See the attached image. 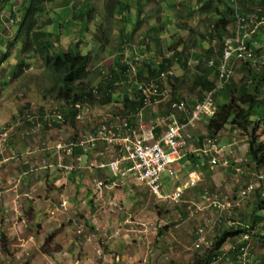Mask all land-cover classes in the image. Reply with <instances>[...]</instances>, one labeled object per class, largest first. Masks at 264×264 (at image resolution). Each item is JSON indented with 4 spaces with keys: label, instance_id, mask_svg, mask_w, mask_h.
Listing matches in <instances>:
<instances>
[{
    "label": "rangeland",
    "instance_id": "374dc122",
    "mask_svg": "<svg viewBox=\"0 0 264 264\" xmlns=\"http://www.w3.org/2000/svg\"><path fill=\"white\" fill-rule=\"evenodd\" d=\"M20 1L21 0H16L12 2L11 6L6 7L0 14V57H2V54L5 52L9 53L6 59L0 62V78L4 76L10 77V80L7 82V84H3L0 87V109H2L4 106L8 107V110L4 109L1 110L2 112H0L1 114L2 113L5 114L0 116L1 119L3 118V116H5L2 122L0 123L1 125L0 126V204L2 202L6 203V209H8V207L12 205L9 211L0 210V221L4 222L5 220L11 218L15 219L14 223L12 224L16 225L17 233H19L20 237L25 236L26 238V236H28L27 238L29 241H31L33 248H31L32 252H28L29 254H26L27 252L23 250L24 254L23 256L21 255L19 259L16 258L15 253L17 251L22 250L21 246L19 250H15L13 253L9 254L8 251V253L6 254L7 256L5 255L4 259L1 260L0 258V264H12V263L56 264L54 262L51 263L48 260H45L43 255L41 256V252L39 251V247L41 245L45 249L48 248L53 249L56 247L58 248V246L64 248L62 242L63 240H65L66 243H70V245L65 244L64 246L67 247V249L71 248V252L73 254V249L76 248V250L78 251L77 246H83L87 237L91 239H95V241L97 242L99 236L97 223L95 224L92 221L88 223L90 218L86 216V213H88L89 210L90 212L92 210V212L94 211L95 213H97L100 207L103 208L102 211L104 213L106 209L104 208L105 206L104 204L110 203L109 200H106V198L110 199V201H117L120 203L122 199L120 198L121 201L115 199L114 192H112L111 190L104 191L103 189H101L100 195L99 192H96L95 194L94 192H90L89 194H87V189H85L84 192L81 191V193L80 191L77 192L71 191L67 193L64 192V190H62L60 191L59 195L51 194L50 196V192L52 188L55 187L59 189L60 187H63L66 184H70L71 179H69L65 184L56 181L51 182V180L48 179L47 181H44V183L41 186L42 188L41 187L39 188V191L41 192H37L36 190L33 191L34 188L32 190V185H31L29 186L30 189L29 191L32 192L31 196H28V194H23L24 196H22L21 194L19 196L18 195L12 196L11 200L9 201V204H7V198L9 197H6V200L3 199L4 197L3 193L5 192L7 187L11 186V183H9L10 180L8 182L7 177L2 176L4 172L1 169L3 168L1 165L4 162L10 161V160L3 161V157L5 156L6 159L7 158L9 159L10 155L22 154L21 148L15 151L9 150L7 146L9 139L8 136L10 135L9 130L13 129V131H15L16 129H19V127L23 128L22 131L24 133H21L20 135L21 138L25 142L31 143L33 145L32 148H35L37 152L43 153L42 154L43 156L46 153V151L42 148V146L46 147L47 136L45 135H47L49 132L47 129H45L46 124H44V127H42L43 123L41 122H40L41 125L39 126L34 125L38 121V116L40 115L38 113L40 111V108L42 107L44 109H48V108L57 107L58 109L61 110L63 109L61 100H57L44 95V91L49 86V82H48V78L46 77L47 74L44 68L42 67V61L40 60V58L34 54H25V55L22 54L20 52L21 39H17L14 46L11 47L8 46V42L12 41L15 37V25H16L17 17L20 15V10H21ZM145 1L147 4H150L152 2V0L149 2L147 0ZM153 2L155 4L161 2L163 6L166 5L167 7L169 6L170 8H165L164 9L166 10L165 14L163 11H161L157 15L150 18L148 24L144 25L146 26L145 28L146 41L155 39V37L158 35L161 43L160 48L162 49H165L164 47L168 43H171V47H173L176 43H178L180 39L182 41V44L183 43L186 44L184 47L186 51L184 50V52H182V50L184 49L183 45L177 44L172 48V50L168 51V53L171 59L174 58V60L175 57L178 58V60H181L184 57L187 58L188 62L184 64L185 68L183 69L185 73H189L187 74L188 79L191 78L192 72L194 73V76L195 74L197 75L199 71L200 74L205 73L209 76V77L193 76V78L195 79H192L190 81V84H188V80L186 77H184V80H181L179 82L180 85H183L182 90H184V93L186 94V98L188 100H190L191 98L193 99L198 95L200 96L201 93L205 92L204 90L213 87L217 83V73L215 72V67L214 69L208 67L204 68V62L203 61L198 62L200 58L199 57L200 48L198 46H201L198 41L200 38L202 39V37H206L207 35L208 37L212 36L213 32L209 33L207 32V30H200L199 28L195 27L194 28L196 31L195 35L191 36L192 33L190 32V29L181 26L179 22L174 21L172 23H168V15L173 14L177 17L178 12L179 13L183 12L182 14L185 13L183 10L179 11L180 8H185L183 4L181 5L180 3L181 0H154ZM191 2H192L191 5H194V7L196 8V10H194L193 12L195 11L198 12L196 13L197 18L201 16L200 13L203 14L205 13L209 15L208 10L200 11L197 9V0H192ZM131 4L132 6L130 5V7L128 8L129 10H126L125 16H127V18H125L124 22H122L119 19H117L115 16L109 15L111 18L107 17V14L104 10V0H58L57 5L55 2H53L52 4L49 3L47 5V8H49L51 15L54 16L55 10L59 11L60 7L62 6L65 7L67 10H64L63 12L60 11V14L63 17V19L65 20L68 19V20L66 22H62V19H59V21L53 20L51 24L46 25L45 27H43V29L46 31H53L56 29V27L58 28V33H59L58 37L60 39L58 46L60 48L67 49L69 47L76 46L74 48L80 51L81 53L83 54L90 53L89 70H90V74L91 73L92 74L90 75L89 80L93 79L94 78L93 76L96 73V71L95 72L92 71L97 70L99 74L101 73V76L96 77L92 84L95 85L94 83L101 78L102 84L106 86V83H108V80H104L106 78V72H102L101 70H99V66L107 58H109L106 52H108L112 48L111 46H113V50L115 51L117 43H120L121 45L124 44V41H118L120 36H118V39L117 37L115 38L116 33L117 32L127 33L128 31H134L141 22L139 18L140 14L137 12V6H136L137 4L135 0H132ZM131 9L132 11H130ZM10 10L14 12V16L16 18H12L10 16V12H9ZM248 11L249 10H247V12ZM160 15L162 16L160 19L162 21V25L160 24V20H157ZM197 18L195 20L193 19L194 20L193 22H196ZM216 19L217 16H214L210 18V22L211 21L215 22ZM189 20L190 21L192 20L191 17H189ZM180 21H186V18H181ZM148 26H150V28L147 29ZM159 26L165 27L167 31L161 30ZM255 38L257 40L259 39V36L257 37L255 36ZM131 43L132 41L128 43V45ZM210 49H211V53L209 51H206V53L203 52V54H205V59L212 58L214 62L215 61L217 62V60L220 59L219 57L220 47H218L217 45L215 46L211 45ZM197 55L199 58H197ZM21 61L23 62L22 71L16 75L17 73L16 66ZM134 61L136 60L131 61V66H130L131 69H132V65H135ZM106 62H109V60H107ZM229 62L230 63L232 62L233 73L231 77L226 81L225 89L230 91L234 90L235 92L241 90V88L248 90L249 84L251 82L250 81L251 76L249 75L251 73L249 70V68H251L249 67L250 63L242 62L240 60H235V59H231ZM198 65H201V68L197 71ZM253 66L256 69L255 67L256 65ZM208 69L209 70L211 69L209 73L204 72L207 71ZM167 70H170L172 71V73H174L172 69H167ZM130 74L131 72L129 73V75ZM155 78H151V79H155ZM103 80L106 82H103ZM120 88H121L120 85H117V89ZM87 91L88 90H86V93ZM221 93H225V91L222 90ZM101 95L102 94L98 95L96 98L93 97L88 98L87 102L89 104L87 103L85 106L88 105L91 107V108L89 107V112L91 113L85 116L86 119L85 118L83 119L85 121L76 122L75 127L70 122L67 121L66 123L63 124L57 123L59 126H62V128L61 127L60 128L62 129L63 132L61 133L62 136L55 137L53 140L67 139L66 141H68L70 137L68 138L65 137H67V134L69 132H71V134L69 133V135L74 136V134H76L77 131L79 132L84 129H87L88 128L87 126H91V122L93 120L96 121L103 115H106V113H110L111 115H113L116 119L115 121H117L120 117H122L121 115L123 109H120L119 104H116L117 103L116 101H112L113 99L109 102H105V101L103 102L104 98ZM114 99H116L115 96ZM216 99L217 96L215 97V100ZM218 100H219L218 102H222V100H220L219 98ZM82 111L84 113H87L85 109H83ZM27 112L30 113L31 120L29 119L30 116L26 117ZM87 117L91 119L89 122H86ZM198 123H199L198 120L193 122V124H190L187 127V129L190 130L191 132L196 131V129H198L197 127ZM58 125H54L52 127L56 128ZM59 130L60 129H56V132H59ZM54 131L55 130H53V132ZM227 131L228 132L224 133L223 135H220V137L223 139L222 142L225 141V144H229L230 142L231 144L232 140L230 139V137L232 138L234 136L236 139V143L238 142L237 144L239 146L227 145V148L225 149L224 145H222L221 141H219V144H221V146H223L224 148L223 155L217 157L219 163L216 166L211 167L208 162V166L206 164L204 165V167H198L202 172H204V174H210L215 176L217 175L218 181L220 180L218 183H215L213 185L203 184L198 188L199 192L196 191L197 194L194 190L193 196L187 195L188 190H184V193L180 196V198L176 202L170 200H163L160 198H156L154 196L152 197L150 196L148 191L142 186H139L140 187L139 190L133 188V190L136 191L137 193L135 194L136 196L133 195L132 197L129 196L133 200L130 202L129 213H131L132 208H137L138 212H141V214H150L152 210L155 211L154 219H156L157 228L164 227L163 224L165 223L164 222L165 219L163 218H165L167 214H170L169 216L171 217V219H173L172 221L173 224L180 223L183 224V226H187L185 232H183L186 233L185 239L188 242L187 248L182 247L180 250H178L179 256L176 257L177 258L176 263H180V264L190 263L193 257L197 253L201 252L203 248L206 247L205 245H201L200 247H196L195 245L196 237L194 234L198 227L203 226L205 228L204 243L209 242L208 245H210V243L214 240L216 235H219L223 229L232 227L238 223H241V225L246 223V219H248L250 215L248 214V210L250 208H247V206L252 205V203L256 201V199L258 198L264 200V196H262L261 194V189L264 186V179L257 183L258 180L256 178V175L260 173L264 175V165L258 167V169H255L256 167L254 163L250 161L248 154V144H247L248 140L246 136L239 134L238 130L228 129ZM5 134L7 138L6 145L4 144L5 141L3 140V137H1L4 136ZM29 134L32 135L29 136ZM263 135L264 133L262 134V136ZM4 145L6 148L2 150V147ZM189 153L191 156L193 153L194 154L198 153V150H192ZM189 153H187V156L185 157L186 159L189 157ZM53 158L54 160H57L59 162L62 157L60 155L53 153ZM47 159L50 163H53L50 157L47 156ZM189 159L191 160V158ZM33 160L30 159V162L27 163V165H29V170H27L28 174H33V175H36L37 173L44 174V171L50 170V168L46 167L45 161L37 163ZM17 163L19 165L21 164V162H17ZM191 164L195 165L196 163L192 160ZM22 166L23 168L25 167V165ZM190 168L187 169L185 168V170L179 172L178 177L174 178L176 180L177 185L181 187L182 186L185 187L186 182L188 181L187 171L188 170L190 171ZM40 169H44V170H40ZM53 169H54L53 174L63 176L57 167H54ZM100 169L102 168L92 167L91 169L90 168L86 169L88 170L87 176L89 181L84 180V183L86 184V186H90L91 187L90 189H93L94 179H103V180L106 179V177L102 173V170ZM8 174L11 175L12 172ZM42 180L44 179L41 178L40 180L34 183L35 188L39 187L41 182H43ZM250 181H253V183L254 182L257 183V186H255L256 189L248 193L246 196H242L240 194V191ZM2 182L4 183L2 184ZM108 182L109 181H107V183ZM15 183L16 181H14V185ZM50 185H52V187H50ZM204 189L208 190L210 193L213 194L212 199H215V201H217V205L218 204L221 205L220 208L213 207V205L209 204L208 201H206L201 197V193ZM139 191H145L147 195L138 194ZM124 192L125 191H122L120 195L123 194ZM257 195H259V197H257ZM45 196L48 199V202L46 203V205L43 202H39L42 203L43 206H45V208L43 209L39 207L40 210H38V212H40L41 214V217L39 218L38 212L36 213V211L34 210L35 208L32 205L38 207L36 198H43ZM62 197L66 200V204H63L64 201H62L63 200ZM14 201L18 203L20 209H17L13 206ZM192 201L195 202V204ZM227 203H230V205L227 206ZM179 205H182V207L179 208L178 207ZM262 205H264V201L262 202ZM122 210L124 211V206L121 210H119V212H123ZM262 211L264 213V209ZM125 215H128V213L124 214V216ZM5 217H7V219ZM43 217L49 219L50 223L49 226L48 225L46 226V229L43 232V235H46L43 241L44 243L42 242V244L38 246V250H36V248H34L35 247L34 240L31 238V236L38 235L37 238L38 241L41 238H43V235L41 236V224H36L37 221H39L38 219H41L42 221L45 220ZM23 220L25 225L23 224L22 227L18 226V224ZM80 224L83 225V229L81 230V232H78V228ZM129 224L130 222H127L126 225ZM98 226H100V224ZM180 227L182 226L179 225V228ZM176 229L178 228L176 227ZM11 231H13V229ZM156 232L157 229H154L152 234L156 235L155 234ZM86 234L87 237L85 238ZM15 238H17V236H15ZM8 240H10L11 242V239ZM8 240L6 236H4V234L2 233L0 234L1 247L2 245L4 246V244H6V247L8 249V248H12V245L13 246L15 244L19 245V243L13 239L14 242H12V245L10 246L11 243L7 242ZM230 240L229 239L225 240L220 252H218V255H221L222 259L228 253H235L234 245L238 246V244L243 241V234L240 235L236 241H233L232 247L230 245L229 247H225V245H227L228 242H231ZM249 244H248L249 254L252 264H264V254L262 255V257L261 256L259 257L260 253H264V247H261L260 245L258 246L252 236L249 239ZM102 247L103 245L101 243H99L98 245L96 244L94 246V251L96 252V255H98L99 250L102 251ZM67 249H62V251H60L61 256L65 258H73L70 256L71 254V252L69 251L70 249L69 250ZM222 249H224L225 251H223ZM229 249H231V251H229ZM65 252H67L69 256L66 255ZM8 256L12 257V261L9 262L7 261ZM95 260L98 263L97 257L95 258ZM168 261H170V259L165 257L163 260L160 261V263L168 264ZM65 263L73 264L71 259L69 261H66ZM213 263L216 264V262ZM225 263L228 262L226 261Z\"/></svg>",
    "mask_w": 264,
    "mask_h": 264
},
{
    "label": "crops",
    "instance_id": "0c3cea01",
    "mask_svg": "<svg viewBox=\"0 0 264 264\" xmlns=\"http://www.w3.org/2000/svg\"><path fill=\"white\" fill-rule=\"evenodd\" d=\"M14 1L16 0H11V2H14ZM153 1L154 0H152L150 4H144L146 5L144 8H143L144 5L142 6V9L139 12L140 14L139 18L141 22L134 31H128L127 33H124V32L116 33L115 38L117 37L118 39V36H121L118 39V41H124V44L122 45L117 44L119 46H116L115 51L113 50V46H111L112 48L108 52H106L109 58H107L102 63L103 65L100 64L99 67L102 72H106V77L108 79H111V77L114 79V85L112 89L110 88L108 89V92L113 99L112 101H116L117 102L116 104H119L120 109H123L122 115H121L122 117H120L116 121V123L120 124L121 119L129 117L130 122L135 127L138 128L139 132H143V131L151 129L152 134H153V139H155V138H158L163 133V130L166 127L167 122L165 120H166V117L171 112L170 105H169V102H162L157 105L149 106L143 112L142 116H139L136 114V110L140 106V102L136 100L137 99V96H135L136 94H134V92H130L128 87L122 84L124 78L128 77L129 75V72L126 73L125 71L127 70L128 66L131 65V61L136 60L134 61L135 67H136V76L139 77V79L144 80V81H149V80H152L151 78L156 77L155 81L159 83V86L161 89H166L170 93L171 99H185L188 105L190 106L195 104L198 99L202 98L204 93L208 89L204 90L205 92L201 93L200 96L198 95L197 97L193 99L191 98L190 100H188L186 98V94L184 93V90H182L183 85H180L179 83L181 80H184V77L187 78V74H189V73H185L183 69L185 68L184 64L188 62L187 58L184 57L183 59L178 60V58L175 57V60L174 58L171 59L168 53V51L171 50V43H168L164 47L165 49L160 48L161 43H160V39L158 35L155 37V39L146 41L145 39L146 26L144 25L148 24L150 18L157 15L161 11H163L165 14L166 12V10H164L165 8H170L169 6L167 7L166 5L163 6L161 2L155 4ZM189 1L190 0H187V3ZM262 1L264 0H242L241 9L244 11H247L253 6L254 3H261ZM219 3L221 6L225 4L224 0H220ZM130 11H132V9ZM120 12H123V11H120ZM190 13H191L190 11H187L184 13L188 15V18H186V21L188 22V27L189 26H192L193 28L197 27L200 30H207V32L211 33V30L209 28L210 14L207 15L205 13L204 14L200 13L201 16L197 18L196 17V13H198L197 11L192 13L193 16L189 15ZM124 14H126V11H124ZM124 14L121 15L118 12L116 13L115 17L117 19H120V21L124 22ZM107 16H109V14H107ZM161 17L162 16L160 15L157 20H160ZM189 17H191L192 19L191 21L189 20ZM177 18H178V15L177 17L173 14L168 15V23H172L174 21L178 22V20L180 21L181 18H178V19ZM196 18H197V21L193 22ZM160 24L162 25L161 20H160ZM233 25L234 23L232 22L229 26L226 27V31H224L223 36L228 34L231 31V29L233 28ZM150 26H148L147 29L150 28ZM159 27L161 30L167 31L165 27H162V26H159ZM188 27L186 28L189 29ZM128 36L129 37L132 36L131 39L127 38ZM256 36H259V40L261 44L260 47L264 48V25H262L261 28L258 30V32L256 33ZM162 39H165V38H162ZM127 41L128 43L132 41V43L128 45ZM198 42L201 45V46H198L200 48V53H199L200 58L197 55V58H199L198 62L203 61L204 68L208 67V68L214 69L215 67V72L217 73L216 66H217L219 59L217 60V62L216 61L214 62L212 58L205 59V54H203V52L206 53V51H209L211 53V49H210L211 45L213 46L217 45L218 47H221L220 41L218 40L217 36L213 35V36L208 37L207 35L206 37H202V39L200 38ZM177 44H182V41L180 40V42ZM182 45L184 48L186 44L183 43ZM184 50L185 48L182 50V52H184ZM107 60H109V62H106ZM210 60L214 62L213 65H209L208 61ZM253 65H256L255 66L256 69L259 68V64L255 62H251L249 64V67L254 69ZM200 68H201V65H198L197 71ZM167 69H172L174 72L173 75L165 79L164 78L161 79L160 77H158V74H160V72L166 71ZM210 70L208 69L207 71H204V72L209 73ZM100 76H101V73H100ZM193 76H194V73L192 72L191 78L190 79L187 78L188 84H190V81L192 79H195L193 78ZM203 76L209 77L205 73L200 74V71L198 72L197 75L195 74L194 77H203ZM9 80H7L6 77H1L0 83H2V85L7 84ZM97 81L101 82L102 80L100 78ZM103 82H106V81L103 80ZM117 85H120L121 88L117 89ZM181 91H182V94H181ZM114 96L116 99H114ZM216 96H217V101H218V94H216ZM4 109L8 110V107L4 106L2 109H0V112H2L1 110H4ZM45 112H46V109L41 107L38 114L43 116ZM2 115H5V114L0 113V116ZM176 115L180 118V120H183V121L187 120V115L185 113L178 112L176 113ZM85 116L82 119H79V120L76 119V122L85 121L83 120ZM4 117L5 116H3L2 119L0 118L1 120L0 123L2 122ZM90 120L91 119L87 117L86 122H89ZM94 121L95 120L91 122V126H87L88 127L87 129H84L79 132L77 131L76 134H74V136L69 135V133L71 134V132H69L67 134V137L65 138L70 137V139H72V138H76L78 135L82 133H89V134L93 133L96 127V121L95 123ZM206 122H207V118L202 117L199 120V123L201 124L198 123L197 125L198 129H196V131H193V132L190 131L192 138L189 140L188 145L185 148L184 154L176 163H174L171 166L173 170V175H169L168 173H165L162 175L161 182H162V188L165 193H170L173 189L179 186L176 184V180L174 178L178 177L179 172L185 170V168L186 169L190 168V166H191L190 171L189 170L187 171L188 174L189 172L196 170L198 171V174L200 175V180L195 186H189L188 185L189 177H188V181L186 182L185 187L182 186L184 190H188L187 195L193 196L194 190L195 192L198 191L199 190L198 188L202 186L203 184L213 185L220 181V180L218 181L217 175L215 176V175H210V174H204V172H202L198 168V167H204V165L206 164L208 166V162H209L208 157H206L202 153V150H201L204 146H206V140L208 138L206 128H205ZM42 123H43L42 127H44V124H46L45 129H47L49 132L47 135H45L47 136V145L46 147L42 146V148L46 151V153L43 156H42L43 153L37 152L35 148H32L33 145L31 143L25 142L21 138L20 136L21 133H24L22 131L23 128L19 127V129H16L15 131H13V129L9 130L10 135L8 136L9 139H8V144H7L9 150L15 151L21 148L22 154L21 155L17 154L19 155V158H20L19 160H11L8 158L6 159L5 156L3 157V161L10 160L8 162H4L1 165L3 167L1 169L4 172L2 176H6L8 179V182L10 180L9 183H11V186L7 187V189L3 193L4 194L3 199L6 200V197H9L7 198V204H9V201L11 200L12 196H17V195L19 196L20 194L22 196H24L23 194H28V196H31L32 192L29 191L30 190L29 186L31 185H32V190L34 188L33 191L36 190L37 192H41L39 191V188L42 186L44 181H47L48 179H50L51 182L56 181V182H61L64 184L67 183L69 179H71L70 184H66V185L63 184L64 186L60 187L59 189L55 187L52 188L50 192V196L51 194L59 195L60 191L62 190H64V192H67V193L71 191H75V192L80 191L81 193V191L84 192L85 189H87V194H89L90 192H94V194L98 192L94 183H93V189H90L91 187L86 186V184L84 183V180L89 181L88 176H87L88 170L86 169H81L79 171L73 172L68 176H59L57 174H53L54 173L53 163L55 162V160L53 158L54 151L51 149L52 148L51 145L55 141L58 140V139L53 140L55 137L62 136L61 135V133L63 132L61 129L62 126H59L57 123L52 122V121L48 122V119L43 120V117H42ZM54 125H58V126L56 128L55 127L53 128L52 126ZM49 127H52V128H49ZM56 129H60L59 132H56ZM53 130L55 131L53 132ZM232 133H235V132H232ZM30 135L32 134H29V136ZM55 135H58V136H55ZM217 137H218V141H221L225 149L227 148V145L239 146L237 144L238 142L236 143V139L234 136L232 138L230 137V139L232 140L231 144L230 142L229 144H225V141L222 142L223 139L220 136H217ZM42 138H43V135H42ZM64 140H67V139H64ZM234 140H235V144H233ZM192 150H198V153H195V154L193 153L190 156L189 152H191ZM81 153H83V151L80 148H76L74 152V156L77 154H81ZM87 153L88 154H86L87 157H85V162H86V159H88L89 162L93 164L92 167L102 168L100 170H102V173L104 174V176L106 178L111 179L110 171L108 167H105V166L101 167L100 165L101 164L105 165L111 159L116 158L115 148L107 146L106 143L104 142H99L97 147L93 151L89 150ZM187 153H189V157L186 159L185 157L187 156ZM47 156L50 157L53 163H50L48 161ZM189 158H191V160ZM30 159L32 160L35 159L33 161L37 163L45 161L46 167L50 168V170L44 171V174H41V173H37L36 175L28 174L27 170H29V165H27V163L30 162ZM192 160L196 163L195 165L191 164ZM17 162H21V164L25 165V167L23 168V166L21 164L20 166ZM126 165L127 163H124V162L121 163L120 164L121 170L125 169ZM40 170H44V169H40ZM10 172H12L11 175L8 174ZM41 178L44 179L42 180L43 182H41L39 187L35 188L34 183L40 180ZM112 180L114 181H112L111 183L108 182L107 185L104 186V188L102 189L104 191L111 190L112 192H114V195H115L114 198L119 201H121L122 199L124 203L122 201L121 203L117 201H110V199L106 198V200H109L110 203L104 204L105 205L104 208H106L104 213L102 211L103 209L102 207L98 209L97 213H95L94 211L92 212V210L91 212L89 210L88 213L85 212L86 216L90 218L88 223H90L91 221L95 224L97 223V227L99 230V236H98V241H97L98 243L95 241V239H91L87 237V234H86L85 238L87 237V239L85 240V243L83 244V246H77L78 251L76 250V248H74L73 254L71 252V248H69L70 249L69 250L67 249V247L64 246L65 244L70 245V243H66V241L63 240L62 244L64 248H61L60 246H58V248L56 247L53 249L48 248L47 252H44V250L42 249L43 246L41 245L39 247L41 256L43 255L45 260H48L51 263L54 262L56 264H59V263L66 264L65 262L69 261L70 259L72 260L73 264H162L160 263V261L163 260L165 257L170 259V261H168V264H180V263H176V260H177L176 257L179 256L178 250H180L182 247L187 248L188 242L185 239L186 233H183L185 232V229L187 226H183V224H180V223L173 224L172 223L173 219H171V217L169 216L170 214H167L165 218H163L165 219L164 221L165 223L163 224L164 227L157 228V222H156V219H154L155 211L152 210L150 214H141V212H138L137 208H132L131 213H129L130 212V209H129L130 202L133 201L131 197L132 195L136 196L135 194H137L136 191L133 190V188L139 190L140 188L139 186H142L148 191L150 196L153 197L154 195L141 182L135 181L132 178L131 174H127L125 176L119 175L118 177H115V179H112ZM14 181H16L15 185H14ZM3 183L4 182H2V184ZM52 185H50V187H52ZM103 190H102V193H103ZM122 191H125V192L120 195ZM138 194L147 195L145 191H139ZM201 197H202V194H201ZM62 199H63L62 201H64L63 204H66V200L63 197ZM36 200L38 203V207H35V205H32V206L35 208L34 210L37 213L38 210H40L39 207L41 209L45 208V206H43L42 203H39V202H43L46 205V203L48 202V199L45 196L43 198H36ZM115 202H117L121 206V208H115V207L109 208L110 204L115 203ZM193 203L195 204V202ZM13 206L17 209H20L18 203L15 201L13 202ZM123 206H124V211L122 210L123 212H119V210H121ZM10 207H12V205ZM10 207L6 209V203L2 202L0 204V210H3V211L5 210L9 211ZM178 207L181 208L182 205H179ZM126 213H128V215L124 216V214ZM38 216L39 218L41 217L40 212H38ZM5 218L7 219V217ZM44 219L45 220L43 221L41 219H38L39 221H37L36 223V224H41V236L43 235V232L45 231L46 226L47 225L49 226V223H50L49 219L47 218H44ZM14 221L15 219L13 218L5 220L4 222L0 221V234L1 233L4 234L7 240L11 239V242L10 240L7 241L11 243L10 246L12 245V242H14L13 239L19 243V245H16V244L14 246L12 245L13 249L12 248L7 249L6 244H5L6 250L3 249V245L1 247V243H0L1 260L5 258V255L8 253V251H9V254L13 253L15 250H19L20 246L22 250L17 251L15 253L16 257L20 258L21 255L23 256L24 254L23 250L27 252L26 254H29L28 252H32L31 248L33 247H32L31 241L28 240L27 238L28 236H26V238L25 236L24 237L19 236V233H17L16 225L12 224L14 223ZM127 222H130V224L126 225ZM98 223L100 224V226H98L99 225ZM23 224H24V220L20 222L18 226L22 227ZM179 225H181L182 227L179 228ZM176 227L178 229H176ZM12 229L13 231H11ZM154 229H157V232L155 233L156 235L152 234ZM15 236H17V238H15ZM45 237L46 235H43V238H41L38 241L37 240L38 235L31 236V238L34 240V243H35L34 248H36V250H38V246L42 244ZM99 243H101L103 247H102V251L99 250L98 255H96V252L94 251V246L96 244L98 245ZM229 245L231 246V242H228V244L225 245V247H229ZM62 249L69 250L71 252L70 256L73 258L62 257L60 254V251H62ZM222 250L225 251L224 249ZM229 251H231V249H229ZM65 253L66 255L69 256L67 252ZM232 255H233L232 253H228L223 258L224 260L221 258V260L216 261V264H224L226 261L228 263H225V264H233L234 259L232 260L233 258ZM96 257L98 258V263L95 260ZM7 261L8 262L12 261V257L8 256ZM12 264H15V263H12ZM211 264H214V263H211Z\"/></svg>",
    "mask_w": 264,
    "mask_h": 264
},
{
    "label": "built area",
    "instance_id": "2783aa9c",
    "mask_svg": "<svg viewBox=\"0 0 264 264\" xmlns=\"http://www.w3.org/2000/svg\"><path fill=\"white\" fill-rule=\"evenodd\" d=\"M242 0H227L231 17L233 19V28L231 31L224 35L220 41V59L217 63V83L211 89L207 90L203 97L198 99L193 105H188L185 99H171L170 93L166 89H161L159 83L155 79L144 81L136 76L135 65L128 66L126 73H130L128 77H125L122 84L128 87L130 92H134L137 95V99L140 101V106L136 110V114L143 115V112L151 105H157L162 102H169L171 112L166 117V127L163 133L153 139L151 129L139 132L129 117L121 119V123H116V119L111 114H106L96 120V127L93 133H82L76 138H72L68 141L57 140L51 145V149L55 154L60 155L62 158L58 162L55 160L54 167H57L63 176H68L73 172L81 169L91 168L93 164L89 162L85 157L89 150L93 151L99 142L106 143L109 147H114L116 151V158L111 159L105 165L109 168L111 179H94L96 189L101 194V189L107 185V181L110 183L119 175L125 176L131 174L135 181L141 182L148 190L156 197L163 200H170L176 202L180 196L184 193V188L177 186L170 193H165L162 188V175L168 173L173 175L171 166L176 163L184 154L185 148L188 145L189 140L192 138L190 130L187 127L193 124L195 121H199L202 117L209 118L213 116L216 111L215 95L222 89L226 81L231 77L233 73L231 59L240 60L242 62H263L264 48L260 47V40L255 38L256 33L264 25V1L261 3H254L249 11L241 9ZM257 37V36H256ZM255 38V39H254ZM209 65H213L212 60L208 61ZM129 65V64H128ZM173 73L170 70L162 71L158 75L161 79L168 78ZM9 80V77L6 76ZM2 83H0V87ZM94 93H97L94 91ZM136 99V100H137ZM77 105L79 111L75 116V119H82L85 115L90 114L89 107ZM91 108V107H90ZM85 109L87 113L82 110ZM61 109L49 108L43 116H38V121L34 124L36 126L41 125L43 120L48 122H55L58 124L66 123L64 114ZM182 112L187 115V120L183 121L176 115V113ZM31 120L29 112L26 113V117ZM3 137L6 145V134ZM235 144V140L233 141ZM2 145V144H1ZM5 145L2 150L5 149ZM76 148H80L83 153L74 156ZM202 153L208 157V161L211 167L216 166L219 163L217 157L222 156L224 148L219 144L218 137H208L206 140V146L202 149ZM9 159L19 160V155H10ZM127 163L125 169L120 168L121 163ZM189 186H195L200 180L198 171L193 170L189 172ZM257 183L264 179L262 173L256 175ZM257 183L250 181L241 191L242 196H246L248 193L256 189ZM202 198L208 201L213 207L220 208V204L217 205V201L212 199V193L208 190L202 191ZM261 194L264 196V186L261 189ZM230 203H227L229 206ZM121 208V206L115 202L111 203L109 208ZM83 225L80 224L78 232H81ZM205 228L203 226L198 227L195 231L196 247L205 245L207 247L209 242L204 243ZM249 239V235H243V240ZM209 246V245H208ZM238 264H251L250 254L248 251V245H242L239 251H236ZM19 259V257H16ZM221 259V255L215 257L213 262ZM212 262V263H213Z\"/></svg>",
    "mask_w": 264,
    "mask_h": 264
},
{
    "label": "trees",
    "instance_id": "16d2710c",
    "mask_svg": "<svg viewBox=\"0 0 264 264\" xmlns=\"http://www.w3.org/2000/svg\"><path fill=\"white\" fill-rule=\"evenodd\" d=\"M57 1L58 0H21L20 15L17 17L15 25V37L12 41L8 42V46H14L17 39H21L20 52L24 55L34 54L40 58L49 82V86L44 91V95L61 100L63 109L60 111L64 114L66 121L75 126V116L79 111L77 105L83 106L84 103H88V98H96L100 94H102L101 96L104 98L103 102L111 101L112 97L108 89L113 87L114 79L112 77L111 79L106 77L104 79L108 80L106 86L100 81H96L94 83L95 85H93L92 83L95 78L100 77V74L97 70L92 71H96V73L93 76L94 78L89 80L92 74H90L89 70L90 53L83 54L74 48L76 46L67 49L60 48L58 46L60 41L58 37V28L56 27L53 31H46L43 29L46 25L51 24L53 20L59 21V19H62V22L68 20L63 19L60 14V11L63 12L67 10L63 6L60 7L59 11H54V16L51 15L47 5L53 2L57 5ZM147 1L149 2L151 0ZM191 1L192 0L186 3L187 0H181L180 3L181 5L183 4L185 8L180 9L184 12L190 11L191 13L189 15L193 16L192 13L196 8L194 5H191ZM219 1L220 0H197V9L201 11L208 10L210 18L217 16L215 22H210L209 18V28L211 32H213L212 36L216 34L218 40L221 41L226 27L232 23L233 19L230 14V9L224 4L221 6ZM135 2L137 4L138 13L142 9V6L147 4L145 0H135ZM11 3V0H0V14L6 7H10ZM131 3L132 0H104V10L106 14L110 16H115L118 12L122 15L124 11L128 10L130 5L132 6ZM145 6L146 5H144L143 8ZM9 12L12 18H16L12 10ZM182 13L183 12H178V18L188 17V15ZM125 15L126 14H124V19L127 18ZM110 16L107 17L111 18ZM178 22L181 26L188 27L187 21L178 20ZM188 28L192 33L191 36H194L196 32L195 29L192 26ZM131 37L128 36L127 38L131 39ZM173 47H171V50ZM8 54L7 52L3 53L2 57H0V62L4 61ZM257 63L259 64L258 69H251L248 67L251 72L249 74L251 76V82L249 84L250 89L248 88V90H246L241 88V90L235 92L234 90H226L224 85V87H222L224 89L222 90L225 91V93H221V89L217 92L218 98L222 100V102H218L219 100L217 101L216 99V111L213 116L207 119L205 124L208 137L214 138L223 135L228 132V129L238 130L239 134L246 136L248 140L249 159L254 163L255 169L264 165V135L262 136L264 133V59L262 63L261 61ZM22 64L23 62L21 61L16 66V75L22 71ZM211 88L212 87L208 89ZM86 90H88L87 93ZM94 91L97 93H94ZM137 101L140 102L138 99ZM257 197H259V195H257ZM263 201V199L258 198L252 205L247 206V208H250L248 210V214L250 215L249 218L246 219V223L243 225L238 223L232 227L223 229L219 235H216L210 245L197 253L188 264H211L218 252H220L225 240L231 239L232 247L233 241H236L242 234H248L249 239L252 236L258 246L264 247ZM249 239L243 240L238 246L234 245L235 253H232V260L234 259L233 264H238L236 251H239L240 246L248 245ZM3 249L6 250L5 244ZM42 249L44 252H47V249L44 247H42ZM263 254L264 253H260L259 257H262Z\"/></svg>",
    "mask_w": 264,
    "mask_h": 264
},
{
    "label": "clouds",
    "instance_id": "9594fccd",
    "mask_svg": "<svg viewBox=\"0 0 264 264\" xmlns=\"http://www.w3.org/2000/svg\"><path fill=\"white\" fill-rule=\"evenodd\" d=\"M218 1V0H217ZM224 5L226 6V7H228L229 8V5H228V2H227V0H224ZM230 9V8H229ZM230 14H231V12H230ZM5 77V76H4ZM9 79H10V77H9Z\"/></svg>",
    "mask_w": 264,
    "mask_h": 264
},
{
    "label": "bare ground",
    "instance_id": "6f19581e",
    "mask_svg": "<svg viewBox=\"0 0 264 264\" xmlns=\"http://www.w3.org/2000/svg\"><path fill=\"white\" fill-rule=\"evenodd\" d=\"M209 90V89H208ZM215 102H216V100H215ZM106 114H108V113H106ZM130 119V118H129Z\"/></svg>",
    "mask_w": 264,
    "mask_h": 264
}]
</instances>
